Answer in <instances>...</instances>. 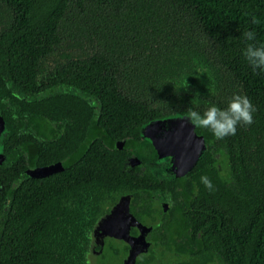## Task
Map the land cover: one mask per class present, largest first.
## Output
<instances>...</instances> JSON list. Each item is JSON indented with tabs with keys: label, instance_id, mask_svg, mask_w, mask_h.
Instances as JSON below:
<instances>
[{
	"label": "trees",
	"instance_id": "trees-1",
	"mask_svg": "<svg viewBox=\"0 0 264 264\" xmlns=\"http://www.w3.org/2000/svg\"><path fill=\"white\" fill-rule=\"evenodd\" d=\"M249 43L264 45V0H0V113L9 127L0 264H87L104 200L139 184L170 202L167 225L179 221L192 234L202 261L264 264V71L244 58ZM234 94L251 101L254 122L223 139L194 124L206 148L188 174L161 182L123 170L134 157L144 163L147 123L223 110ZM57 121L67 131L62 145H30L35 134L51 137ZM127 138L140 144L114 148ZM23 154L30 168L61 161L65 170L42 186L13 187ZM67 182L76 201L92 193L81 225L76 207L64 205ZM72 214L79 227L65 219Z\"/></svg>",
	"mask_w": 264,
	"mask_h": 264
},
{
	"label": "flooded vegetation",
	"instance_id": "flooded-vegetation-1",
	"mask_svg": "<svg viewBox=\"0 0 264 264\" xmlns=\"http://www.w3.org/2000/svg\"><path fill=\"white\" fill-rule=\"evenodd\" d=\"M187 87L191 88L190 86ZM1 97L2 96H0V98ZM3 100L2 97L0 101L1 107ZM7 109L8 108L5 107V110H2V112H7ZM52 126L51 137H49L50 135L39 136L35 134L33 140L30 138V145L35 141L43 150H49V148H51L49 146L53 144L56 148L62 145L65 142L67 132L64 125L62 122L57 121L52 122ZM27 137L28 136H24V139ZM124 140L139 141L137 138H127ZM121 141H123V139L115 140L113 144L114 148L115 144ZM135 144L136 143H133L128 149H121L120 151L128 152ZM60 153L65 155L66 160L68 150L66 148L62 149ZM53 154H55V152L51 154L52 158H54ZM23 157L24 161L22 163L26 168L23 169L21 174L12 182L11 186H13V183L21 175L28 176L24 177L22 182L34 179L38 180V183L42 186L41 184L45 178L65 170L61 161L30 168L28 164L31 157L27 154H23ZM137 159V157H134L135 164L124 166L123 170L132 176H136L137 179L139 178L140 172L147 170L160 181L162 180L161 182L165 181L166 177H159L155 174V167L151 169L147 165L145 151L144 163L141 164ZM48 167L55 168H52L53 172L46 176H29L39 169ZM139 185L137 187H131L128 191L120 190L112 196L111 200H104L102 204L103 212L98 215V219L93 223L91 228V230H93L91 231L89 247L86 254L87 264H199L201 255L197 253L196 242L194 239L190 240L188 237V235L192 234L181 228V226L178 225L179 221L176 223V227H169V225H167L166 221H168V219L166 216L170 209V202H166L163 198L159 197L160 190H151L149 188L140 187ZM74 190H76L74 185L71 186L67 182L63 187L64 192H62V195L64 197L65 193L68 191V201L64 199V201L67 202L64 203V205L78 208L77 211L75 208L74 212L76 214L79 213L77 215L80 217L78 220L81 225L84 221L82 219L84 214H81L83 211L81 208L85 207V202L92 200V193L89 191V196L91 195L90 199L87 198L85 201V198L82 197L81 200L76 201L77 198ZM121 200L123 203L119 204ZM82 201L84 203H82ZM160 214H162V216L159 220ZM75 215L72 214L70 217L65 216V219L68 222H73V226H78ZM108 233L110 235H107ZM125 235L127 236V240L125 242L120 241L119 239L123 238ZM200 264H215V262L210 263L209 261L204 262L201 260Z\"/></svg>",
	"mask_w": 264,
	"mask_h": 264
},
{
	"label": "water",
	"instance_id": "water-1",
	"mask_svg": "<svg viewBox=\"0 0 264 264\" xmlns=\"http://www.w3.org/2000/svg\"><path fill=\"white\" fill-rule=\"evenodd\" d=\"M187 117H162L143 127L142 134L148 139V145L142 147L145 151L146 163L151 169L156 168L155 174L159 177L179 178L186 175L192 170L205 150L206 145L203 138L196 133L194 123H191ZM8 132L9 127L0 113V164L3 161L2 151ZM133 143L140 144V142L132 140H123L115 144V149H128ZM52 168L39 169L29 176H46L53 172ZM24 177L28 176L21 175L13 183V187L18 186ZM122 200L119 204L123 203ZM161 216L162 214H160L159 220ZM119 240L125 242L127 236L125 235Z\"/></svg>",
	"mask_w": 264,
	"mask_h": 264
},
{
	"label": "clouds",
	"instance_id": "clouds-1",
	"mask_svg": "<svg viewBox=\"0 0 264 264\" xmlns=\"http://www.w3.org/2000/svg\"><path fill=\"white\" fill-rule=\"evenodd\" d=\"M247 41L255 39L254 31L243 33ZM243 56L252 67L255 73L257 69L264 71V45L257 47L249 43L243 51ZM255 108L245 95L234 94L225 109L211 106L203 115L196 111H191L187 117L191 123L209 129L217 139H223L229 135H235L237 126H249L253 121ZM201 182L208 189H212L211 181L206 176L201 177Z\"/></svg>",
	"mask_w": 264,
	"mask_h": 264
}]
</instances>
